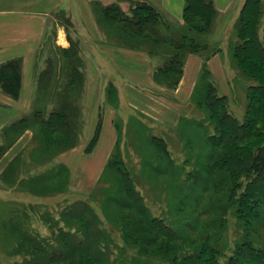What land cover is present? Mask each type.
I'll list each match as a JSON object with an SVG mask.
<instances>
[{
  "label": "rangeland",
  "instance_id": "374dc122",
  "mask_svg": "<svg viewBox=\"0 0 264 264\" xmlns=\"http://www.w3.org/2000/svg\"><path fill=\"white\" fill-rule=\"evenodd\" d=\"M260 10L262 15L264 2ZM129 12V16L124 15L121 19V22H127L118 24L127 38L123 39L122 43L130 47L142 48L150 53L156 52L160 55L161 61L167 62L177 50V42L183 37L186 23L178 26L167 16L162 20L165 21L164 23L153 25L150 21L145 20L143 23L139 20V25L136 16L140 12H135V9ZM258 22H262V19ZM237 23L239 24V19H231L225 32L227 39L215 42L216 45L208 43L206 37L191 32L190 34L197 37L195 39L199 40L198 42H201L205 49L191 52L184 47L185 51L182 52L180 60L184 65L187 54H198L202 60L198 80L205 83L215 79V91L221 96L222 93H228L226 81L219 80L217 76L213 78L210 70L207 69V61L215 54H208L213 48H222L219 55L224 64L222 68L230 89V93L226 95L224 108L241 122L249 80L240 75L237 78V68L231 64L229 48L237 39ZM132 29H142L144 32L140 34L132 32ZM185 33H188L187 29ZM229 39H231L230 44L227 42ZM163 62H160V65ZM203 65H206V68H203ZM75 72L76 77L80 76L81 72L79 73L78 68ZM156 73L154 77L160 82L162 74L156 76ZM81 78L70 89H61L58 93H55L57 88H51L43 81L36 85L35 105L38 110L30 117L29 125L34 128L33 136H35L31 143L36 150L32 148L30 151L22 152L8 180L11 178L14 182L25 177L23 175H27L25 177L27 181L30 177L31 180L38 179L31 184L28 182L25 185L19 184L16 189L3 190L5 194L0 193V225L2 226H0V264L18 262V259H15L17 253L15 250L22 247L19 246L11 251L14 248V245L9 246L13 242L12 239L17 240L19 245H24L25 249H22L21 254H34L30 248L32 246L36 248V244L39 246L40 240L51 243L53 252L65 258L56 264H81V262L85 264L86 257L97 259L99 264H171L172 257L182 260L186 256L199 255L201 252L204 257L209 253H216L223 263L236 251L246 254L241 247L244 242L249 241L257 248H264V205L260 207L257 218L250 222L249 228L237 214H234V207L230 206L228 199L230 195L228 188L231 184L228 186L229 179L226 177L225 168L221 169L213 164L218 151L208 141L214 120H208L207 116L205 117L207 111L204 110V106V109L202 106L197 108L194 102L182 106L177 105L172 97L157 95L162 101L180 109L182 120L177 127L175 125V127H158L160 123L154 124V121H149V117L140 120L138 117H141L142 112L138 107L121 104L116 122L120 124L118 131H122L121 125L124 131L122 135L117 136L98 182L87 192L62 193L66 187L65 170L55 166L54 180L46 183L44 174L37 173L45 163L42 160L49 162L47 159L52 154L57 155L58 152L73 147L85 130ZM114 82L118 84L119 81L114 80ZM160 83L173 89V86L168 85L171 82ZM137 88L140 91L151 92L140 86ZM201 88L196 86L194 101L203 98ZM55 99L60 101L65 99L69 102L75 99V103L61 105L55 102ZM114 99L120 102L115 96ZM52 109L50 113L62 111L64 120L66 119L65 123L69 124V127L52 134L49 132L51 139L47 140L44 132L46 130L47 133L48 130L42 124L47 121L49 117L47 114ZM129 112H133L130 117L127 116ZM199 118L203 120L197 121ZM41 133H43L42 141L39 136ZM252 139L253 145L258 144V139L253 137ZM45 140L49 142L50 155L41 147L42 143H46ZM27 158L33 160L35 164L31 166L27 163L25 166ZM38 159L41 160L40 163ZM252 161L247 153L248 164L245 166L252 167L253 165L249 164ZM28 189L38 194L44 192L48 198L44 199L40 195L38 200H29L25 192ZM49 190H53V193ZM234 193L237 194L235 191ZM13 195L16 198L11 200ZM4 196L11 199L5 201ZM61 197H68L70 202L67 201L66 204ZM102 210L109 215L108 220L103 218ZM18 214L20 217L17 216ZM151 217L155 220L161 219L170 229V233L157 231V226L150 221ZM11 219L16 221L14 222L16 225L12 227L14 232L8 227ZM62 220L66 222L67 227L63 225ZM84 223L91 225L81 228ZM27 226L29 229L23 231L22 229ZM68 226L71 228L69 229ZM8 229L12 231V235ZM1 235H4L5 239H1ZM70 247L80 248L81 251L71 250ZM247 262L250 264L248 260Z\"/></svg>",
  "mask_w": 264,
  "mask_h": 264
},
{
  "label": "crops",
  "instance_id": "0c3cea01",
  "mask_svg": "<svg viewBox=\"0 0 264 264\" xmlns=\"http://www.w3.org/2000/svg\"><path fill=\"white\" fill-rule=\"evenodd\" d=\"M244 1L212 0L218 13L210 36L212 41L227 39V26L231 19H238ZM263 2L264 0H260L261 8ZM142 4L153 6L163 17L162 20L168 16L178 26L184 24L183 0H0V193L5 194L3 190L16 189L19 184H31L38 179L31 180L30 177L27 181V175H23L25 177L13 182L8 177L23 151H30L32 148L36 150L31 143L35 136L34 128L29 125L30 117L38 110L35 105L36 85L42 81L51 88H57L55 93H58L61 89H70L82 77V107L86 119L85 130L81 135L83 138L80 137L73 147L58 152L57 155L52 154L47 159L49 162L42 160L45 163L40 172H37L44 174L43 178L48 183L55 178V166L64 168L66 187L62 193L87 192L98 182L117 136L124 131L122 125V131H118L120 124L116 122L121 104L138 107L142 112L138 118L141 120L149 117V121H154V124L160 123L158 127L178 126L182 120L180 109L162 101L157 95L172 97L177 105L195 103V88L197 85L200 87L198 78L202 60L198 54H187L175 89L156 81L153 75L164 65L165 60L161 61L156 52L150 53L122 43L127 38L123 29L118 27V24L127 22H121L120 19L124 15L129 16V10H140L139 6ZM262 15L258 29L260 37L264 12ZM160 62L163 64L160 65ZM222 64L218 52L207 61V69L213 78L217 76L219 80L226 81L228 93L222 94L228 95L230 89ZM75 67L81 72L78 77ZM114 80H118V84ZM138 86L151 92L140 91ZM55 102L65 105L75 103V99L72 102L55 99ZM51 111L53 109L47 116ZM132 113L129 112L127 116H132ZM98 121L101 124L97 142L91 150L86 151ZM66 125L68 128L69 124ZM39 136L42 141L43 133ZM41 147L51 154L47 142L42 143ZM37 161L40 163L41 160ZM27 163L31 166L35 164L30 158L26 159L25 166ZM28 191L25 192L29 200H38L40 195L44 199L48 198L44 192L38 194L29 189ZM49 191L53 193V190ZM14 198L15 195L12 199L4 196L5 201ZM18 198L17 195V200ZM61 198L66 204L67 201L70 202L68 197ZM17 216L20 217L19 214ZM14 222L16 221L11 219L8 224L13 232L12 227L16 225ZM62 223L66 226V222L62 220ZM26 228L29 229L27 226L22 230L27 231ZM10 229L8 232L12 235ZM1 239H5V236L1 235ZM11 242L9 246L14 245L11 251L24 246L19 245L17 240L12 239ZM15 251V259L23 260L24 254L20 253L22 249Z\"/></svg>",
  "mask_w": 264,
  "mask_h": 264
},
{
  "label": "trees",
  "instance_id": "16d2710c",
  "mask_svg": "<svg viewBox=\"0 0 264 264\" xmlns=\"http://www.w3.org/2000/svg\"><path fill=\"white\" fill-rule=\"evenodd\" d=\"M182 17L184 23V33L181 41H178L176 52L173 53L167 62L156 71V76L162 74L160 80L173 88L177 85L178 79L182 74L181 55L186 47L191 52L203 51L205 47L199 40H196L194 35L206 37V41L216 45L210 39L214 25L217 21L218 13L213 6L212 0H183ZM140 12L137 14L136 19L140 21H150L151 24L163 23L160 13L156 11L153 6L140 5ZM260 0H245L239 12V24L237 23L236 40L233 41L230 49L231 51V64L237 68L236 76H243L249 80V84L245 92V110L243 120L239 122L227 109H225L226 95H217L215 91L216 83L213 79L203 83L200 81V90L203 91V98L196 100L197 108L204 106L207 111L205 117L208 120L213 119V130L208 137L209 143L217 149L218 153L216 158L213 157V164L225 168L226 177L229 179L230 186L228 195L230 206L234 207V214L243 221L247 228L250 227V222L257 218L260 207L264 205V24L262 35L258 33L261 22ZM121 20V19H120ZM140 25V24H139ZM139 25H136L137 27ZM143 26V25H142ZM187 29L188 33H185ZM134 32L142 33V29H134ZM193 34H190V33ZM208 33V34H205ZM198 36V38H199ZM200 39V38H199ZM229 39L228 44L231 43ZM220 48H213L208 54H214L221 51ZM230 66V64H229ZM206 68V65H203ZM155 74L153 75V77ZM155 79V77H154ZM157 80V77L156 79ZM47 121L43 122L42 126L48 130L44 132L47 140L51 139L53 132L57 130H65L66 119L62 115V111L50 113ZM203 120L201 118L197 121ZM207 121V120H206ZM100 121H98L95 132L91 138V143L88 144L86 151L91 150L98 139L100 130ZM66 125V126H65ZM65 126V127H64ZM43 128V129H44ZM63 132V131H62ZM61 133V132H60ZM252 137L258 139L256 145H253ZM45 140L48 144L49 142ZM219 148V149H218ZM214 151V150H213ZM247 153L253 161L252 167H246ZM212 164V162H211ZM234 187H233V186ZM237 192V194L234 193ZM235 200V202H234ZM105 220H108L109 215L101 211ZM152 219V217H151ZM150 219L156 230L169 234L170 229L163 224L161 219ZM149 221V223H150ZM91 225L84 223L81 228H86ZM141 238H144L141 236ZM35 248L32 246L34 254L24 253V259L16 262L15 264H56L57 262L65 260L61 255H56L54 249L47 241L39 242V246ZM246 254L235 252L228 257L223 263L218 259L216 253L203 256L201 252L199 255H189L182 260L177 257H172L171 264H264V248L256 247L251 242H244L241 246ZM21 249H25L22 247ZM71 250L81 251L80 248L70 247ZM150 251V250H149ZM36 253V254H35ZM38 253V254H37ZM73 253V252H69ZM68 259V258H67ZM81 264H84L81 262ZM85 264H99L97 259L86 257ZM140 264V263H137ZM166 264V263H159Z\"/></svg>",
  "mask_w": 264,
  "mask_h": 264
}]
</instances>
